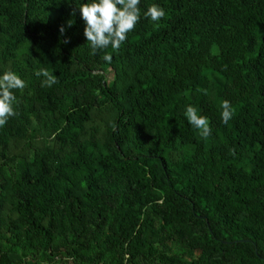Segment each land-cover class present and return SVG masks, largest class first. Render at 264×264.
Instances as JSON below:
<instances>
[{
	"label": "trees",
	"instance_id": "16d2710c",
	"mask_svg": "<svg viewBox=\"0 0 264 264\" xmlns=\"http://www.w3.org/2000/svg\"><path fill=\"white\" fill-rule=\"evenodd\" d=\"M86 2L0 0V75L27 83L0 128V264H264V0H140L95 55Z\"/></svg>",
	"mask_w": 264,
	"mask_h": 264
},
{
	"label": "clouds",
	"instance_id": "9594fccd",
	"mask_svg": "<svg viewBox=\"0 0 264 264\" xmlns=\"http://www.w3.org/2000/svg\"><path fill=\"white\" fill-rule=\"evenodd\" d=\"M78 11L85 25L83 35L86 37L93 55L98 50L109 47L118 52L127 40L128 33L135 29L141 19L140 0H87L86 3H82L78 7ZM74 14L75 12H73ZM165 15L164 8L155 3L148 6L143 13L144 18L150 19L154 23L161 21ZM68 26H72L71 21H68ZM59 32L63 35L65 28L61 26ZM63 42L68 43L69 41ZM102 59L111 63L112 55L105 53ZM34 74L44 78L42 85L46 87H52L59 82L57 76L46 68H40ZM26 87V81L10 69L0 75V128L6 126L10 117L17 115L14 107L17 97L14 93L16 90L22 91ZM221 109L222 122L227 124L234 115V109L227 100L222 102ZM184 115L188 123L198 130L201 138L207 140L211 136L212 128L208 117L201 115L191 105L186 107ZM231 154H235L234 149Z\"/></svg>",
	"mask_w": 264,
	"mask_h": 264
},
{
	"label": "rangeland",
	"instance_id": "374dc122",
	"mask_svg": "<svg viewBox=\"0 0 264 264\" xmlns=\"http://www.w3.org/2000/svg\"><path fill=\"white\" fill-rule=\"evenodd\" d=\"M108 79H111V76L109 75Z\"/></svg>",
	"mask_w": 264,
	"mask_h": 264
}]
</instances>
